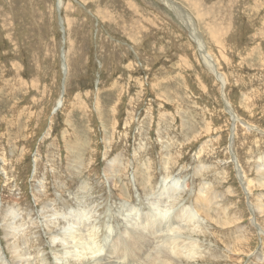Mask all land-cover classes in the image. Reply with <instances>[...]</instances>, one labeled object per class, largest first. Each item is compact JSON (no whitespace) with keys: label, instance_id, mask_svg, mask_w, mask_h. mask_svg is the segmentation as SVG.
<instances>
[{"label":"rangeland","instance_id":"1","mask_svg":"<svg viewBox=\"0 0 264 264\" xmlns=\"http://www.w3.org/2000/svg\"><path fill=\"white\" fill-rule=\"evenodd\" d=\"M61 2L0 0V264H135L110 246L177 184L174 209L210 195L239 220L185 230L200 246L177 264H264V0H168L225 83L162 0ZM90 224L104 248L78 262L64 232Z\"/></svg>","mask_w":264,"mask_h":264},{"label":"bare ground","instance_id":"2","mask_svg":"<svg viewBox=\"0 0 264 264\" xmlns=\"http://www.w3.org/2000/svg\"><path fill=\"white\" fill-rule=\"evenodd\" d=\"M62 0H58V11H60L61 9V5L60 3ZM163 3L166 4L167 7H169L171 10H173L176 15L181 18L182 20H184L182 23L186 26V28L188 30H190L191 32V37L193 38V40L197 43V46L199 48V50L201 51L202 54V60L204 62V64H206V66H208L212 72L215 74V76L217 77L218 80L224 82V77L221 78V75L219 74L216 66L214 65V61L211 57V55L209 54V52L206 50L205 44L202 40V37L197 33V29L196 27L193 25L192 23V19L190 17H188L187 15L184 14V12L182 11H177L180 10L179 8L176 9L175 6L172 4L171 2H168V0H162ZM64 6V5H63ZM177 6V5H176ZM15 10V9H14ZM24 11V10H23ZM181 20V21H182ZM113 21V20H112ZM181 25V24H180ZM191 26V27H190ZM135 29V27H134ZM219 54V53H218ZM66 64V63H65ZM67 65V64H66ZM114 69V68H113ZM228 84V83H227ZM64 92V91H63ZM63 94H61L59 100L57 101L58 105L56 109H59L60 107H62L63 103ZM244 98V97H243ZM228 110V112L231 114V108L229 109V107H226ZM55 109V110H56ZM54 110V112H55ZM232 113H235L232 111ZM234 115V114H233ZM232 115V116H233ZM235 116V115H234ZM237 116V114H236ZM236 120V118H235ZM240 120V119H238ZM236 123V122H235ZM250 125V124H249ZM234 127V126H233ZM248 130H251L252 132L255 131L253 130V128L249 127ZM235 158V157H234ZM236 161V160H235ZM264 161V160H263ZM237 162V161H236ZM167 165V164H166ZM198 167V166H197ZM264 167V166H263ZM244 168V165H243ZM4 169V168H3ZM240 169V168H239ZM246 170V168H245ZM261 170V169H260ZM111 171V170H110ZM240 171V170H239ZM249 173V172H248ZM262 173V172H261ZM260 173V178L258 185L261 187H264V171L263 174ZM240 174V173H239ZM243 172L241 173L240 176L242 175ZM250 178V177H249ZM228 179V178H227ZM146 180H148V176H146ZM145 182H148L146 181ZM250 180V179H249ZM166 181V180H165ZM165 181L162 180V184L165 183ZM174 181V180H172ZM171 182V181H170ZM177 183L180 184L179 180L176 181ZM244 182V181H243ZM246 183V182H245ZM171 184L173 185V183L171 182ZM147 185V184H146ZM257 185V186H258ZM176 186V184H175ZM246 186V185H245ZM258 186V187H259ZM184 187V186H183ZM182 187V188H183ZM257 187V188H258ZM170 188V185L167 187ZM177 188V187H176ZM174 188L173 190L169 189L168 191L161 193V194H167L168 197L163 198L162 200H170L168 201L169 204H166V206H164V208L166 207H171L172 209H174V205L176 204V200L175 197L178 201V199H180V194L175 193V197H174V190L176 189ZM233 189V188H232ZM260 189V188H259ZM263 189V188H262ZM146 190V189H145ZM178 190V189H176ZM231 190V189H230ZM253 190V189H252ZM124 191V190H123ZM151 191V190H150ZM121 192V191H120ZM148 192V191H146ZM176 192V191H175ZM15 193V192H14ZM122 193V192H121ZM139 193V192H138ZM158 194V193H157ZM207 194V193H206ZM80 195V194H79ZM139 195V194H138ZM234 195V194H233ZM165 196V195H164ZM206 196V195H205ZM219 196V195H218ZM92 197V196H91ZM149 196H147V199ZM156 197V196H155ZM158 197V195H157ZM161 197V196H160ZM139 198V196H138ZM145 198V197H144ZM143 198V199H144ZM151 198V197H150ZM146 199V200H147ZM229 199V198H228ZM258 199V198H257ZM157 200V199H156ZM259 200V199H258ZM214 201V196H210L209 197H204L201 196L199 197V202L198 204H196L198 206L197 209H194L195 211H192L191 208L189 207H180L177 209L173 210V213H171L170 215L174 214V212L176 211V214L174 216V218H169L168 220L172 219L171 221H165L166 218H163L159 213L160 210L158 204L150 202L148 205V210L146 211V213H144L142 219L140 222L135 221L133 223L130 224V227H127V229L125 230L124 233H122L120 235V237L117 238V240L114 242V244H112L110 247V253L108 255L114 257L118 259H123L121 256H127L128 258H130L131 260H136L139 259L137 261H135V264H177L180 258H191V257H195V250L199 248V244L197 245V243L195 241H189L188 237L184 236V231L187 229L192 228V231H196L197 229H200L202 231H200V233H204V236L207 235L206 229H208L207 227L213 228V230H218L217 227L220 226V231L221 228H227V227H231L232 224H234L235 222L239 221L238 219L235 220L233 218V214H232V210L229 208H225V207H217L213 208L216 205V202L214 203V206L210 207L208 205H210V203ZM259 206H257L256 211L258 216H264V202L263 200H259ZM55 203V202H54ZM167 203V202H166ZM139 204L141 205V201L139 200ZM160 204V203H159ZM181 204L178 202V204H176V207H178V205ZM145 206V203H144ZM108 207V206H107ZM207 207V208H206ZM248 207V206H247ZM63 208V207H62ZM77 208V207H76ZM71 209V208H70ZM129 209V208H128ZM134 209H138L137 206ZM72 210V209H71ZM97 210V209H96ZM131 210V212H132ZM135 210V211H136ZM64 211V210H63ZM74 211V210H73ZM91 211V210H90ZM108 211V210H107ZM106 211V212H107ZM68 212V211H67ZM77 212V211H76ZM69 213V212H68ZM130 213V212H129ZM73 214V213H72ZM75 214V211H74ZM88 214V212H87ZM131 214V213H130ZM192 214H197L199 219L195 220L194 222H191V216ZM68 215V214H67ZM70 215V214H69ZM236 215V214H235ZM86 211L84 212H80V214L77 213V217L74 218L75 223L83 220L84 217H86ZM127 217V215H125ZM237 216V215H236ZM95 217V216H94ZM134 217V216H133ZM132 217V218H133ZM138 217V216H137ZM68 218V217H65ZM69 218H71L69 216ZM73 218V215H72ZM91 218V217H89ZM238 218V217H237ZM86 220V218H84ZM93 219V218H92ZM134 219V218H133ZM89 220V219H88ZM129 220V219H128ZM167 220V219H166ZM70 222V220H68ZM90 221V220H89ZM130 221V220H129ZM132 221V220H131ZM184 221L185 223L180 226L177 227L176 224L178 225V223L180 224V222ZM88 222V221H87ZM74 223V222H73ZM97 223V222H96ZM129 223V222H128ZM82 224V223H81ZM80 224V226H81ZM248 224V223H247ZM260 224L262 225V228L260 229V233H262V237L264 236V221L260 220ZM96 224L93 225H87L86 226V230H82L80 229L79 231H70L68 232H64L65 233V237H66V241L69 242L70 247H66L68 250L66 251V253L72 257H76L78 262L79 260H82V256L85 254H97L98 252L102 251L103 247V241L100 239V237H102L101 235L99 236V231H97V228H95ZM240 225V224H239ZM75 226V225H74ZM90 228H87V227ZM101 226L104 228V232L107 236V233H109V226L107 225L106 222H102ZM244 226V225H243ZM246 227V226H245ZM69 228V227H68ZM72 228V227H71ZM232 228V227H231ZM85 229V228H84ZM244 229V228H243ZM248 229V228H247ZM167 230V231H166ZM235 230H239L240 228L234 229ZM30 231V230H29ZM63 231V230H62ZM165 232H168V234H163ZM208 231V230H207ZM219 231V232H220ZM237 231V232H239ZM163 232V233H162ZM35 233V232H34ZM63 233V234H64ZM158 233L160 234V236H158ZM192 233V232H191ZM195 233V232H194ZM62 234V235H63ZM103 234V233H102ZM150 234V235H149ZM213 236H215V232H212ZM245 234V233H244ZM252 234V233H251ZM192 235V234H191ZM190 236V235H189ZM23 237V236H22ZM63 237V236H62ZM247 238V237H246ZM254 238V237H253ZM40 239V238H39ZM59 239V238H58ZM62 239V238H61ZM216 239V237H215ZM248 240V239H247ZM15 242V241H14ZM22 242V241H21ZM37 242V241H36ZM54 242V241H53ZM61 242V241H60ZM73 242L76 243L75 246H73ZM219 241H217L218 243ZM239 243V242H238ZM20 244V243H18ZM17 244V245H18ZM17 245H14L12 247L13 250V255H14V259L19 258L18 257V250L16 249ZM38 245V244H37ZM41 245V244H40ZM137 245L140 246V249L137 250ZM220 245V244H219ZM63 246V245H62ZM217 246V245H216ZM239 246H241V244L239 243ZM56 247V246H55ZM51 248V247H50ZM222 248H223V244H222ZM233 247H231L230 251L232 253H234V255H239V256H248L250 254V246H247V248L244 249H239L237 252H233L234 250L232 249ZM242 248V247H241ZM227 250V249H225ZM22 251V249H21ZM228 251V250H227ZM101 253V252H100ZM148 253V254H147ZM189 253H192V255H189ZM230 253V252H229ZM41 254V253H40ZM206 254V253H205ZM224 254V253H223ZM106 255V254H105ZM184 255V256H183ZM200 255V254H199ZM204 256V255H202ZM229 256V255H228ZM227 256V257H228ZM232 256V255H230ZM262 256V254L257 255V257ZM201 257V256H200ZM69 258V257H68ZM44 259V258H43ZM60 259V258H59ZM109 259V258H108ZM106 260L105 263L106 264H114L113 262ZM183 259V260H184ZM186 259V260H187ZM200 259V258H197ZM242 259V258H241ZM245 259V258H244ZM105 260V259H104ZM124 260V259H123ZM182 260V259H181ZM185 260V261H186ZM193 260V259H192ZM61 261V260H60ZM75 261V260H74ZM125 261V260H124ZM188 261V260H187ZM231 261V260H229ZM242 261V260H240ZM81 262V261H80ZM103 262V261H102ZM132 262V261H131ZM100 263V262H99ZM98 263V264H99ZM116 263V262H115ZM119 263V261H118ZM186 263V262H184ZM190 263V261H189ZM242 263V262H241ZM69 264V263H68ZM103 264V263H102Z\"/></svg>","mask_w":264,"mask_h":264},{"label":"clouds","instance_id":"3","mask_svg":"<svg viewBox=\"0 0 264 264\" xmlns=\"http://www.w3.org/2000/svg\"><path fill=\"white\" fill-rule=\"evenodd\" d=\"M176 187L178 189L179 185L177 184ZM172 211H173V209L171 207H166L163 210H160V213L159 214L163 218H167L171 214ZM197 219H199L198 215L197 214H192V216H191V222H194Z\"/></svg>","mask_w":264,"mask_h":264}]
</instances>
